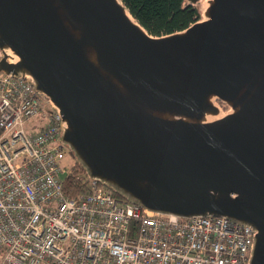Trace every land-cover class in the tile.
<instances>
[{"label": "water", "instance_id": "obj_1", "mask_svg": "<svg viewBox=\"0 0 264 264\" xmlns=\"http://www.w3.org/2000/svg\"><path fill=\"white\" fill-rule=\"evenodd\" d=\"M152 36L122 0H0V72L62 117L89 179L149 211L223 217L264 264V0H187Z\"/></svg>", "mask_w": 264, "mask_h": 264}, {"label": "built area", "instance_id": "obj_2", "mask_svg": "<svg viewBox=\"0 0 264 264\" xmlns=\"http://www.w3.org/2000/svg\"><path fill=\"white\" fill-rule=\"evenodd\" d=\"M61 121L32 84L0 72V264H249V226L149 211L92 179L67 196Z\"/></svg>", "mask_w": 264, "mask_h": 264}, {"label": "trees", "instance_id": "obj_3", "mask_svg": "<svg viewBox=\"0 0 264 264\" xmlns=\"http://www.w3.org/2000/svg\"><path fill=\"white\" fill-rule=\"evenodd\" d=\"M131 14L152 36L183 31L201 18L197 4L187 0H122ZM72 173L64 179V191L69 197L84 192L89 177L76 162ZM108 189V188H107ZM109 190V189H108ZM115 197H120L112 192Z\"/></svg>", "mask_w": 264, "mask_h": 264}, {"label": "rangeland", "instance_id": "obj_4", "mask_svg": "<svg viewBox=\"0 0 264 264\" xmlns=\"http://www.w3.org/2000/svg\"><path fill=\"white\" fill-rule=\"evenodd\" d=\"M75 163H76L75 156L70 151H68L66 158L62 162L63 167H65L70 172L74 167ZM66 174L67 173L63 174L62 177L65 178Z\"/></svg>", "mask_w": 264, "mask_h": 264}]
</instances>
